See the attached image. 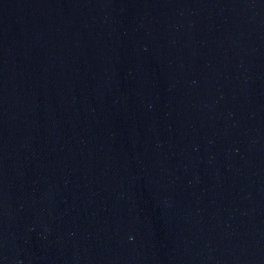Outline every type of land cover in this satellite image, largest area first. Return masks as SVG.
Here are the masks:
<instances>
[{
    "label": "water",
    "instance_id": "1",
    "mask_svg": "<svg viewBox=\"0 0 264 264\" xmlns=\"http://www.w3.org/2000/svg\"><path fill=\"white\" fill-rule=\"evenodd\" d=\"M0 264H264V0H0Z\"/></svg>",
    "mask_w": 264,
    "mask_h": 264
}]
</instances>
